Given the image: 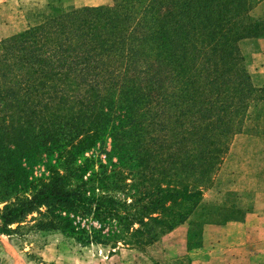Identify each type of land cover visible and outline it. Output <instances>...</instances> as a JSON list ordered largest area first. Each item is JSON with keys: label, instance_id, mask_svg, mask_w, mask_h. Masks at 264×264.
<instances>
[{"label": "trees", "instance_id": "obj_1", "mask_svg": "<svg viewBox=\"0 0 264 264\" xmlns=\"http://www.w3.org/2000/svg\"><path fill=\"white\" fill-rule=\"evenodd\" d=\"M257 2L112 0L0 38V236L116 249L189 220L246 120L264 129V86L240 47L264 34ZM107 137L121 163L78 164ZM44 157L49 175L36 178Z\"/></svg>", "mask_w": 264, "mask_h": 264}, {"label": "rangeland", "instance_id": "obj_2", "mask_svg": "<svg viewBox=\"0 0 264 264\" xmlns=\"http://www.w3.org/2000/svg\"><path fill=\"white\" fill-rule=\"evenodd\" d=\"M111 2L0 0V38L41 23L56 8ZM255 14L259 15L257 11ZM255 110L251 108V113ZM257 125L252 116L246 120L243 132L235 135L218 170L204 187L201 205L195 214L156 242L147 246L119 245V248L112 249L100 244L83 246L59 232H31L23 237L2 235L0 264H201L202 253L198 249L203 246L208 248L204 254L205 262L212 260L211 253L215 250L214 256L224 257L228 264H238L236 259H240V264H264V129H258ZM45 159L32 168L34 177L49 175ZM121 160L113 148L112 139L107 137L80 156L78 164L88 163L91 168L99 169L101 164L112 166ZM211 205L217 208L225 205L240 210L243 215L240 219L224 220L222 215L209 219L203 207ZM247 211H251V215L246 214ZM195 217L199 221L196 228L199 236L191 243V221ZM217 258L215 262L220 261Z\"/></svg>", "mask_w": 264, "mask_h": 264}, {"label": "crops", "instance_id": "obj_3", "mask_svg": "<svg viewBox=\"0 0 264 264\" xmlns=\"http://www.w3.org/2000/svg\"><path fill=\"white\" fill-rule=\"evenodd\" d=\"M253 15L256 18H263L264 19V0H258L257 5L253 9ZM255 11H257V14H255ZM241 49L243 51L244 56L247 58V69L249 73L252 76L253 82L257 86H264V34L261 37H253V38H247L244 39L241 42ZM251 211H247L246 214L251 215ZM257 214V213H256ZM208 248L206 246L199 248V252L202 253L201 255V264H228L226 259H223L224 257L214 256L215 250H212V260L209 262H205L204 260V254L207 253ZM217 253V252H216ZM216 258L220 260L219 262H215ZM236 259V258H235ZM240 259H236L238 261V264H240ZM244 260V259H243Z\"/></svg>", "mask_w": 264, "mask_h": 264}]
</instances>
